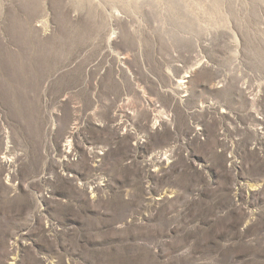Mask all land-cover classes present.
Masks as SVG:
<instances>
[{
    "label": "rangeland",
    "instance_id": "rangeland-1",
    "mask_svg": "<svg viewBox=\"0 0 264 264\" xmlns=\"http://www.w3.org/2000/svg\"><path fill=\"white\" fill-rule=\"evenodd\" d=\"M0 264H264V0H0Z\"/></svg>",
    "mask_w": 264,
    "mask_h": 264
}]
</instances>
